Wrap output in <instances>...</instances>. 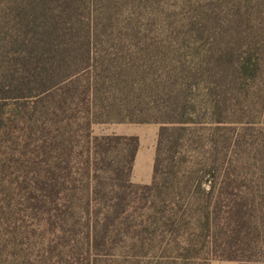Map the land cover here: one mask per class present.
<instances>
[{
  "label": "trees",
  "instance_id": "16d2710c",
  "mask_svg": "<svg viewBox=\"0 0 264 264\" xmlns=\"http://www.w3.org/2000/svg\"><path fill=\"white\" fill-rule=\"evenodd\" d=\"M212 259L264 264V0H0V264Z\"/></svg>",
  "mask_w": 264,
  "mask_h": 264
},
{
  "label": "rangeland",
  "instance_id": "374dc122",
  "mask_svg": "<svg viewBox=\"0 0 264 264\" xmlns=\"http://www.w3.org/2000/svg\"><path fill=\"white\" fill-rule=\"evenodd\" d=\"M120 128H115V123H106V124H94L93 131L95 133H109V132H116L120 130L130 131L137 133L139 139V145L141 143L143 153H139V158L137 162L142 161L145 159V151L147 148H151L154 146L156 131H157V124L155 123H130V122H123ZM117 133V132H116ZM152 154L153 150L150 151L149 156H147L145 160V178L146 176L151 177V165H152ZM144 155V156H143Z\"/></svg>",
  "mask_w": 264,
  "mask_h": 264
},
{
  "label": "crops",
  "instance_id": "0c3cea01",
  "mask_svg": "<svg viewBox=\"0 0 264 264\" xmlns=\"http://www.w3.org/2000/svg\"><path fill=\"white\" fill-rule=\"evenodd\" d=\"M122 124H124V123L123 122L115 123L114 127L116 126L115 128H120L122 126ZM116 132L119 133V134H134V135L137 134L135 132L125 131V130H120V131H116ZM116 132H114V133H116ZM141 147H142V145H141V143L139 145V139H138V148H137V151H136V154H135V158H134V164H133L131 178H132V180L134 182L146 183V182L150 181L151 177L146 176V178H145V174H144L145 173V166H146L145 165V160H146L147 156H149L150 151L153 150V154H154V146L144 150L145 151L144 152L145 153L144 154L145 155V159H143L140 162H137V160L139 158V153H141V152L143 153ZM153 154H152V161H153ZM151 173H152V167H151ZM209 264H238V262L235 261V260H230V259H212V260H210Z\"/></svg>",
  "mask_w": 264,
  "mask_h": 264
}]
</instances>
